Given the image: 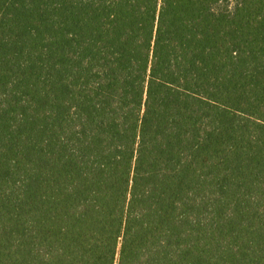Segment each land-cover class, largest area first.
Listing matches in <instances>:
<instances>
[{
  "label": "trees",
  "instance_id": "1",
  "mask_svg": "<svg viewBox=\"0 0 264 264\" xmlns=\"http://www.w3.org/2000/svg\"><path fill=\"white\" fill-rule=\"evenodd\" d=\"M0 264H264V0H0Z\"/></svg>",
  "mask_w": 264,
  "mask_h": 264
}]
</instances>
